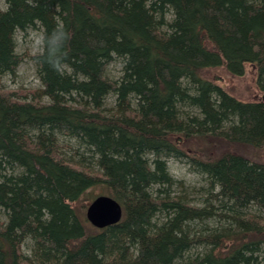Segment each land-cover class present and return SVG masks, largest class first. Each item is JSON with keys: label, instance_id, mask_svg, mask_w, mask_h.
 Segmentation results:
<instances>
[{"label": "trees", "instance_id": "1", "mask_svg": "<svg viewBox=\"0 0 264 264\" xmlns=\"http://www.w3.org/2000/svg\"><path fill=\"white\" fill-rule=\"evenodd\" d=\"M5 2L0 81L24 60L20 33L42 50L41 88H0V264H264V0ZM57 25L70 40L53 69ZM249 63L259 99L204 75ZM172 158L204 177L197 203ZM94 188L121 222L87 220Z\"/></svg>", "mask_w": 264, "mask_h": 264}, {"label": "rangeland", "instance_id": "2", "mask_svg": "<svg viewBox=\"0 0 264 264\" xmlns=\"http://www.w3.org/2000/svg\"><path fill=\"white\" fill-rule=\"evenodd\" d=\"M6 8L5 0H0V10ZM42 50V34L37 29H30L26 33H20L17 38V53L24 56V60L17 69L15 76H4L0 81V88L3 91L29 92L31 90L41 88V82L38 78L37 68L34 61L30 58L32 55ZM246 73L242 77L230 75L224 68H212L204 72L205 77L218 82L224 89L228 90L234 96L245 100L259 99L262 95L258 90L255 80V69L252 64H246ZM121 62L113 61L107 69V73L111 78L120 76ZM109 105L113 106V101L109 100ZM262 159L264 160V151H262ZM170 173L178 180L184 182L189 190L187 193L192 198L193 203H197V194L199 189L205 186L204 177L194 171L185 159L169 160ZM93 192V193H92ZM101 188H94L90 191L91 197L100 194ZM92 201V200H91ZM91 201L85 202L86 210ZM5 216L0 210V221H4Z\"/></svg>", "mask_w": 264, "mask_h": 264}, {"label": "water", "instance_id": "3", "mask_svg": "<svg viewBox=\"0 0 264 264\" xmlns=\"http://www.w3.org/2000/svg\"><path fill=\"white\" fill-rule=\"evenodd\" d=\"M123 214L120 202L104 194L96 196L86 210L87 220L98 229L121 222Z\"/></svg>", "mask_w": 264, "mask_h": 264}, {"label": "clouds", "instance_id": "4", "mask_svg": "<svg viewBox=\"0 0 264 264\" xmlns=\"http://www.w3.org/2000/svg\"><path fill=\"white\" fill-rule=\"evenodd\" d=\"M70 40V33L61 25H57L44 37L47 46V55L43 59L53 69H57L63 62L65 50Z\"/></svg>", "mask_w": 264, "mask_h": 264}]
</instances>
